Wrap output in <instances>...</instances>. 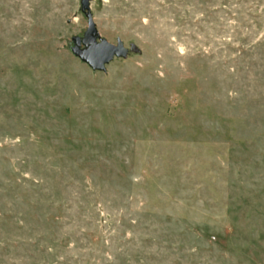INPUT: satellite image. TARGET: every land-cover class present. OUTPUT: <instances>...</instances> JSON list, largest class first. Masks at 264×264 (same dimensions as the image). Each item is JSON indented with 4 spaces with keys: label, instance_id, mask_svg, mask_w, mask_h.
<instances>
[{
    "label": "rangeland",
    "instance_id": "obj_1",
    "mask_svg": "<svg viewBox=\"0 0 264 264\" xmlns=\"http://www.w3.org/2000/svg\"><path fill=\"white\" fill-rule=\"evenodd\" d=\"M0 264H264V0H0Z\"/></svg>",
    "mask_w": 264,
    "mask_h": 264
},
{
    "label": "water",
    "instance_id": "obj_2",
    "mask_svg": "<svg viewBox=\"0 0 264 264\" xmlns=\"http://www.w3.org/2000/svg\"><path fill=\"white\" fill-rule=\"evenodd\" d=\"M84 10H87L89 27L83 37L73 38L72 51L94 71L106 72L108 64L115 58H127L130 50L125 47L121 39L117 44H113L100 36L89 10L88 1L84 5Z\"/></svg>",
    "mask_w": 264,
    "mask_h": 264
}]
</instances>
